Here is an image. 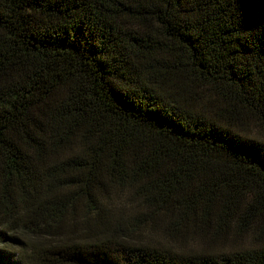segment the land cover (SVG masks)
Segmentation results:
<instances>
[{"label":"trees","instance_id":"1","mask_svg":"<svg viewBox=\"0 0 264 264\" xmlns=\"http://www.w3.org/2000/svg\"><path fill=\"white\" fill-rule=\"evenodd\" d=\"M0 264H264V0H0Z\"/></svg>","mask_w":264,"mask_h":264}]
</instances>
